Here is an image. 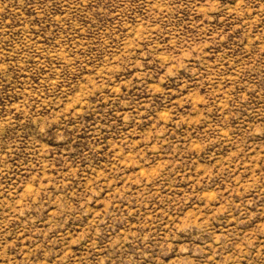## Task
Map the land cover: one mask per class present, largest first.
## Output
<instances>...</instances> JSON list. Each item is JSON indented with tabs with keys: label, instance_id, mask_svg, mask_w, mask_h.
I'll use <instances>...</instances> for the list:
<instances>
[{
	"label": "rangeland",
	"instance_id": "374dc122",
	"mask_svg": "<svg viewBox=\"0 0 264 264\" xmlns=\"http://www.w3.org/2000/svg\"><path fill=\"white\" fill-rule=\"evenodd\" d=\"M0 264H264V0H0Z\"/></svg>",
	"mask_w": 264,
	"mask_h": 264
}]
</instances>
